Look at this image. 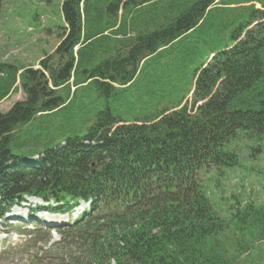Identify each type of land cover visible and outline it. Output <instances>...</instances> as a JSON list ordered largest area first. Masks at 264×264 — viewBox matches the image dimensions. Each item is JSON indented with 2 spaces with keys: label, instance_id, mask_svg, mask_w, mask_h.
<instances>
[{
  "label": "trees",
  "instance_id": "trees-1",
  "mask_svg": "<svg viewBox=\"0 0 264 264\" xmlns=\"http://www.w3.org/2000/svg\"><path fill=\"white\" fill-rule=\"evenodd\" d=\"M251 2L264 8V0H64L60 44L42 71L0 64V100L20 70L25 95L0 113V215L23 195L64 207L90 201L63 233L86 259L68 264H235L264 245V205L222 212L199 181L239 166L228 150L239 136L253 153L264 149V22L233 42L256 13L239 5ZM212 53L214 69L256 58L223 107L117 126L155 121L145 115L159 92L179 105Z\"/></svg>",
  "mask_w": 264,
  "mask_h": 264
},
{
  "label": "rangeland",
  "instance_id": "rangeland-1",
  "mask_svg": "<svg viewBox=\"0 0 264 264\" xmlns=\"http://www.w3.org/2000/svg\"><path fill=\"white\" fill-rule=\"evenodd\" d=\"M62 1L2 0L0 7V64L13 65L18 68L26 66L36 68L41 59L53 54L59 44L55 33L57 34L61 27L60 4ZM233 1L247 2L254 0H227V2ZM248 5L250 4L241 6L245 7ZM254 6L256 9H262L258 5ZM263 19L264 11L257 10L253 18L246 23L245 28L234 38L239 40L249 36V29L259 26ZM254 66L255 60L249 59L231 68L219 64L216 66L214 73L211 70L209 71V76L202 77L198 75L195 80L194 91L185 99L186 102L182 111L185 114H193L199 109L214 110L223 107L229 94L235 89L236 82L248 74L249 71L251 73ZM1 78L3 76L0 75ZM66 85L73 89L70 83L64 84V86ZM23 101L24 96L21 92H13L9 98L0 102V111L2 113L8 112L16 102ZM94 104L95 102H93ZM244 145L242 144V146ZM247 146L246 157L253 164L248 162L245 154L242 155L237 150L240 164H243L245 170H248L246 172L252 170L257 173L258 169L264 167V151L262 154H254L252 151L253 143H248ZM231 148L233 149L235 146L233 145ZM252 155H254V158H252ZM246 172L239 168L236 169L230 173L229 179L221 185V190L219 191L221 201L215 203L220 209L225 210L228 205L233 204V201L229 199L237 200L238 204L240 203L239 207H242L245 202L254 203L256 206L264 205V175L257 177L253 173L249 174ZM21 210L24 211V209ZM8 228L19 232L14 233L18 237L20 235L24 237V231L19 227ZM1 230H5V227L0 226V233ZM42 236L40 235V237ZM50 237L56 240L58 234L51 232ZM25 239L26 237H24V240L19 239L14 244L15 246H9L11 242L2 246L9 247L3 251V253L5 252L4 255L0 254V264H31L35 257H40L38 262L46 264L49 261L53 262L57 257V251L64 247L53 245L40 255V249L45 244L38 243L35 245L34 242L37 239L31 240L28 238L26 241ZM235 264H264V245L256 247L253 252H249L247 256H244L243 259Z\"/></svg>",
  "mask_w": 264,
  "mask_h": 264
},
{
  "label": "bare ground",
  "instance_id": "bare-ground-1",
  "mask_svg": "<svg viewBox=\"0 0 264 264\" xmlns=\"http://www.w3.org/2000/svg\"><path fill=\"white\" fill-rule=\"evenodd\" d=\"M28 160V162H32L33 161V158L32 159H27Z\"/></svg>",
  "mask_w": 264,
  "mask_h": 264
}]
</instances>
